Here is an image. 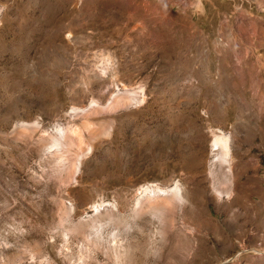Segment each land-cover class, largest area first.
I'll return each instance as SVG.
<instances>
[{
    "label": "rangeland",
    "instance_id": "1",
    "mask_svg": "<svg viewBox=\"0 0 264 264\" xmlns=\"http://www.w3.org/2000/svg\"><path fill=\"white\" fill-rule=\"evenodd\" d=\"M0 264H264V0H0Z\"/></svg>",
    "mask_w": 264,
    "mask_h": 264
},
{
    "label": "bare ground",
    "instance_id": "2",
    "mask_svg": "<svg viewBox=\"0 0 264 264\" xmlns=\"http://www.w3.org/2000/svg\"><path fill=\"white\" fill-rule=\"evenodd\" d=\"M250 56H252L250 54ZM250 56H245V59L246 60H250L251 57ZM244 58V57H243ZM224 138L223 137H217L215 136L211 141V146L213 149L215 150H218L219 153H220V162L223 164V165H230V148L229 146L227 145V143L223 140ZM175 214L173 213L172 214V224L175 226V224L173 223L174 221V218H175ZM184 219V218H183ZM176 220V219H175ZM184 222H186L187 220H183ZM181 258H186L187 256V253L186 251H181V253L179 254Z\"/></svg>",
    "mask_w": 264,
    "mask_h": 264
}]
</instances>
